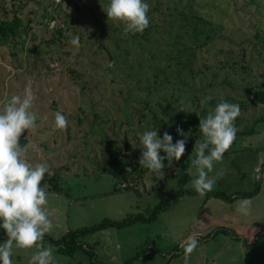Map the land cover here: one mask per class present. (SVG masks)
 <instances>
[{
  "label": "rangeland",
  "instance_id": "rangeland-1",
  "mask_svg": "<svg viewBox=\"0 0 264 264\" xmlns=\"http://www.w3.org/2000/svg\"><path fill=\"white\" fill-rule=\"evenodd\" d=\"M76 1L78 11L62 0H0V20L20 19L16 34H0V108L31 86L38 119L23 135V158L48 168L41 187L53 228L42 243L53 248L54 264H184L190 236L199 243L188 264H264V179L255 169L264 173V117L255 120L264 105L256 88L248 90L264 79V0H145L150 24L136 34L108 20L109 0ZM169 17L211 35L185 76L162 55L176 31ZM193 38L184 37L187 47ZM157 67L167 68L156 76ZM205 97L211 99L202 105ZM225 97L240 107L241 132L209 173L214 188L201 198L188 191L197 176L190 159L202 136L199 120ZM181 100L194 112L178 111ZM58 112L68 120L64 130L54 126ZM178 127L189 133L186 151L171 166L164 161L163 179L132 166L143 132H167L175 143L183 139ZM239 199L251 201L249 216L237 212ZM72 230L74 245L62 251L61 237ZM6 239L0 228V244ZM35 251L14 248L13 264H29Z\"/></svg>",
  "mask_w": 264,
  "mask_h": 264
},
{
  "label": "clouds",
  "instance_id": "clouds-1",
  "mask_svg": "<svg viewBox=\"0 0 264 264\" xmlns=\"http://www.w3.org/2000/svg\"><path fill=\"white\" fill-rule=\"evenodd\" d=\"M150 5L145 0H109L104 10L108 20L117 25H123L126 33H143L149 27L148 12ZM72 44L79 46L78 38ZM109 66H112L111 64ZM34 92L27 86L23 95L12 96L0 108V228L7 236L0 244V264H13V249L29 250L35 248L29 264H54L55 255L51 247H44L42 241L46 233L53 228L48 216L46 205L47 193L41 182L48 171L46 163L35 166L23 158L25 148L21 146V137L26 131L36 127L37 114L32 111ZM211 97L201 101L203 105ZM189 109L191 106H188ZM178 111L186 110L183 100L180 101ZM240 115L238 104L221 100L214 111H209L205 118L199 120L201 138L194 144L195 158L191 165L196 168L197 176L192 180L194 190L201 198L214 188V181L209 173L214 170L215 164L222 162L224 154L233 144L237 128L235 120ZM55 128L64 130L68 127V120L62 113H56ZM190 131V130H189ZM177 133L183 139L173 143V137L165 132L161 138L158 131H145L139 136V143L143 146L138 163L158 175L164 177V161L171 166L173 160L179 161L186 151L189 133L179 127ZM163 151L165 155H160ZM256 179H264V173L257 170ZM237 212L247 217L251 213V201L239 199ZM199 241L190 236L182 245L184 264H188L193 251Z\"/></svg>",
  "mask_w": 264,
  "mask_h": 264
},
{
  "label": "trees",
  "instance_id": "trees-1",
  "mask_svg": "<svg viewBox=\"0 0 264 264\" xmlns=\"http://www.w3.org/2000/svg\"><path fill=\"white\" fill-rule=\"evenodd\" d=\"M183 13V12H181ZM180 14V13H179ZM183 15V14H182ZM195 21L198 20V18H195ZM168 23H170V27H175L176 31H175V35L173 36V38H171V40H168L170 43V47L166 48V50L160 49L159 51H162V55L166 56V58H169L171 61L170 67L174 66V72H177L178 74H181L184 71V76L185 74L188 75L186 72H190L193 69V65L196 64L195 63V55H196V49L197 47H202V44L206 43V41L211 38V35H209L208 33L204 32L203 26L199 25L196 27V25L192 22H188L187 24L184 23V18L182 19L181 22L178 21L177 17L175 18H168ZM18 24H20V19L19 17L15 14H13L11 20H0V34H4V33H8L10 35H14L17 33L18 31ZM24 25V24H23ZM55 31H57L58 34H60V28H56ZM188 34H190L193 38V47H187V44L184 41V37L187 36ZM201 35V36H200ZM200 36V39H196L197 37ZM178 43L180 44V46L178 45ZM172 50H174L173 53ZM220 62V60H219ZM167 63V62H166ZM241 68L244 70L247 67L244 66V64L240 65ZM168 67V66H167ZM167 67H162L159 68L157 67V69L155 68V70L153 71L154 75H158V72L161 71L162 72L165 71V69ZM160 73V74H161ZM248 83H251L250 80ZM251 88H256L255 91L264 88V79L259 80L258 82H252L251 86L249 85V89L251 90ZM256 98V96H255ZM223 99H228L229 101H231L230 97H225V98H221V100ZM228 101V103H229ZM211 103H213V100L211 101ZM264 116H259L256 119H262ZM237 119V118H236ZM237 123L235 124L236 127ZM192 130H195V128L192 127ZM196 132V131H195ZM237 132H241V130L237 131ZM245 132V131H244ZM242 131V133H244ZM26 142V139L22 136L21 140H20V144L21 146H23ZM195 157H193L194 159ZM192 160V159H190ZM189 160V161H190ZM130 164H132L130 162ZM132 166L135 167V164H132ZM194 190V188H190L188 191H192ZM257 191V187L251 189V190H242L239 192H235L233 194L228 195L227 198H231L234 196H247L250 195L252 193H255ZM214 194H220L223 195L222 192L219 191H214ZM174 194L172 196H169L167 199H172L174 198ZM167 199H164L162 201H160L159 203H157L155 206L152 207L151 211L148 214V217L153 215L162 205H165L167 203ZM108 221V220H107ZM112 224H117L119 223V221L116 220H112L109 221ZM104 222L89 226V229L98 227V226H102ZM87 229L86 227L80 228V230H85ZM77 231V230H76ZM75 233V230H72L71 232H66L61 238H63V242L62 245H59L58 248L61 249L62 251H67L70 252V249L72 247V245H74V240H73V234Z\"/></svg>",
  "mask_w": 264,
  "mask_h": 264
},
{
  "label": "water",
  "instance_id": "water-1",
  "mask_svg": "<svg viewBox=\"0 0 264 264\" xmlns=\"http://www.w3.org/2000/svg\"><path fill=\"white\" fill-rule=\"evenodd\" d=\"M63 3L71 8H73L75 11H78V3L76 0H62ZM256 99L259 103H261L262 105H264V88L260 89L257 91L256 93ZM126 144V138L124 137V147ZM133 164H135V166L139 167L141 166L138 163L137 159H133Z\"/></svg>",
  "mask_w": 264,
  "mask_h": 264
},
{
  "label": "built area",
  "instance_id": "built-area-1",
  "mask_svg": "<svg viewBox=\"0 0 264 264\" xmlns=\"http://www.w3.org/2000/svg\"><path fill=\"white\" fill-rule=\"evenodd\" d=\"M255 169L257 170V167H255ZM127 184H128V185H131L129 181H128V182H126V181H121V182H120V186H121V187H126Z\"/></svg>",
  "mask_w": 264,
  "mask_h": 264
},
{
  "label": "crops",
  "instance_id": "crops-1",
  "mask_svg": "<svg viewBox=\"0 0 264 264\" xmlns=\"http://www.w3.org/2000/svg\"><path fill=\"white\" fill-rule=\"evenodd\" d=\"M257 192V191H256Z\"/></svg>",
  "mask_w": 264,
  "mask_h": 264
}]
</instances>
